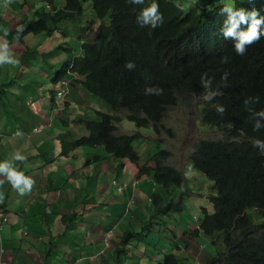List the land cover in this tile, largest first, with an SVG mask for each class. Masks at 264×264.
Returning a JSON list of instances; mask_svg holds the SVG:
<instances>
[{"label": "trees", "instance_id": "trees-1", "mask_svg": "<svg viewBox=\"0 0 264 264\" xmlns=\"http://www.w3.org/2000/svg\"><path fill=\"white\" fill-rule=\"evenodd\" d=\"M59 2L61 6H51L50 12L42 10L24 20L13 37L24 42L30 34L51 36L62 31L66 21L81 17L85 4L92 5L96 20L82 27V35H74L80 41L76 53L70 46L63 48L70 57L51 84L73 81L68 88L70 97L96 98L108 111L94 110L97 120L82 116L78 122L84 133L71 142L63 137L64 155L79 148L103 147L107 155L133 165L138 177H150L154 182L148 197L153 218L140 232H124L119 253H125L132 242L148 246L154 224L161 229L159 221L184 211L189 188L185 174L166 164L170 151L162 149L140 165L133 141L144 138L143 134H116V124L125 118L139 130L168 134L163 118L170 106L178 101L190 106L193 99L209 97L200 121L222 131L223 137L199 140L190 156L193 168L213 186L208 198L202 195L213 209L207 204L199 207L200 225L192 238L203 242V234L218 248L207 264H264V116L258 115L264 111V35L237 54L239 35H224L231 28L227 22L230 13L221 14L220 0H155L163 15L156 27L151 23L142 26L137 20L153 0L151 4L148 0L139 4L130 0ZM232 4L234 11L245 14V21L238 25L260 20L258 32L264 33V0H235ZM253 11L258 13L254 18ZM87 30L92 37L85 34ZM48 94L51 106L54 90L50 88ZM69 110L77 112L73 106ZM222 246L224 253H220ZM183 260L167 252L161 264H181Z\"/></svg>", "mask_w": 264, "mask_h": 264}, {"label": "crops", "instance_id": "crops-1", "mask_svg": "<svg viewBox=\"0 0 264 264\" xmlns=\"http://www.w3.org/2000/svg\"><path fill=\"white\" fill-rule=\"evenodd\" d=\"M49 1L0 0V56L11 58L15 53L16 60L22 62L17 68L20 82L0 79L3 87L0 91L6 93L1 97L6 99L12 112L0 110V139L3 138L0 162L11 159L13 153H20L26 162L13 161V166L35 181L30 191L20 195L0 176L3 181L0 192L4 193L0 212L7 217L0 230V264H140L139 258L143 257H138L139 246H130L132 242L127 247L130 251L127 258V249L125 253L118 251L119 239L126 230L140 232L145 222L153 218H150L153 211L148 198L155 187L149 182L151 178L138 177L133 165L112 158L103 147H84L72 154H63V137L71 142L84 133L78 121L88 114L76 112L71 116L69 110L72 103L83 107L80 100H87L83 94L79 98L74 94L63 101L64 112L59 114L47 98L41 99L40 107L30 96L22 98L15 94L17 88L26 90L31 86L34 75L46 79L43 66L52 73L69 58L63 50L68 49L64 43L59 46L53 43V37L62 31L51 36L30 34L24 42H16L13 37L24 20L32 19L34 13L50 12L47 7L51 10L55 5ZM32 39L34 43L30 44ZM9 73L7 68L2 71L6 76ZM92 109L86 108L83 112ZM28 112H31L32 127L26 124ZM72 128L78 131L76 136L69 134ZM144 205L149 209L143 208ZM148 242L150 249L159 245L158 242L153 245L150 239Z\"/></svg>", "mask_w": 264, "mask_h": 264}, {"label": "rangeland", "instance_id": "rangeland-1", "mask_svg": "<svg viewBox=\"0 0 264 264\" xmlns=\"http://www.w3.org/2000/svg\"><path fill=\"white\" fill-rule=\"evenodd\" d=\"M188 1V0H184ZM151 4V0H148ZM55 6H61L59 0L54 2ZM231 7H233L231 5ZM234 10V7H233ZM96 20L95 14L92 9L91 4L84 5V13L81 17L76 18L73 21H66L62 27V34L55 35L53 37V43L57 46L61 45L62 43H67L64 47H72L75 51L79 49L80 41L74 37V31L76 32L77 36L82 35V27L88 25L89 22ZM97 22L93 26V29H96ZM43 33L37 34L36 36H41ZM86 35H90V32L87 30L85 32ZM33 39L30 41V44H33ZM18 54H11V58L7 55L5 56L7 59H11L13 61L12 64L7 62V59L3 64H0V79L2 82L5 81H12L16 80L17 82L21 81V76H19L17 68L21 66V60L17 61ZM70 57V56H68ZM18 62V63H17ZM16 64V66H15ZM61 67V64H60ZM9 69L10 73L8 76L2 74L4 69ZM60 69V68H59ZM59 69L57 71H59ZM17 70V71H16ZM50 70V69H48ZM15 74V77H14ZM10 75V76H9ZM19 76V77H18ZM27 77V76H26ZM14 78V79H13ZM43 79V80H42ZM34 82H31V86H28L26 90L22 88H17L15 94L17 96L28 95L31 97L32 101H38L41 107V99L47 98L48 103L51 104V99H49L50 95L48 94V90H57L58 86H54L48 82L44 77L37 78L34 75ZM16 86V85H15ZM3 89L2 86H0ZM8 89V88H4ZM33 94L35 97H33ZM3 95L6 93H2L0 91V110L8 109L9 114L12 112L9 110V105L4 99ZM55 97V103L51 105L54 109L58 107H62L63 99ZM9 98V97H8ZM40 98V100H38ZM10 100L15 99L13 97L9 98ZM209 97H205L202 99H193L190 106H186L182 103H179L173 108H170L163 119L164 126L166 127L167 131L172 129V132L161 133L157 136L152 129H137L132 122L127 121L125 118L121 120V122L117 123L118 132L121 134H133L135 132H140L144 135V138L137 139L133 141L134 152L139 157V164L143 165L147 162V159L153 154H156L162 149H166V151H170L171 157L167 160V164L175 167L177 170L182 171L185 174V179L187 180L186 185L188 186L189 190L187 195L184 198L185 208L184 211L177 214L176 216H171L168 214V219L159 221L161 224V229L158 226L152 228L153 233L150 234V240L153 241V245H156L158 242L159 245L154 246L153 248H149L151 244L148 242L147 245L149 246H139V250L141 254L138 257H143L139 259L140 264H161L162 257L167 253L171 252L178 257L184 258L181 264H207V259L209 257L215 256V250L218 249L217 247H212L211 241L204 237L201 234V238L203 242H200L196 239L192 238V232L197 230L200 225V212L199 207L201 205H206L212 210L213 208L209 204V202L205 199L208 198L207 193H211L212 183L204 178L198 171H196L190 163V156L193 152L195 144L201 139H220L223 137L222 131L219 129H213L211 127L205 126L200 121V115L203 105ZM82 106L76 105L72 103V106L76 108L77 112L80 115H85L87 119L97 120L94 110L99 109L104 112H108L106 108L103 107L102 103L96 98L87 99L85 101L80 100ZM57 105V106H55ZM86 108H93L90 111H84L83 109ZM17 111V104L15 102V109L14 113ZM26 120V124L30 123L31 127L33 125V121L29 117ZM74 113V112H70ZM59 114V113H58ZM123 114V113H122ZM124 116V114H123ZM30 118V120H29ZM78 131L75 128L69 130V134L76 136ZM79 138V137H78ZM158 141V142H157ZM132 170L134 168L132 167ZM146 181V179L141 180ZM151 186H154L153 180H149ZM146 183V182H144ZM144 185V184H143ZM135 186V185H134ZM186 186V187H187ZM156 191L161 194V190L159 187L155 188ZM205 197H203V196ZM139 204V203H137ZM133 204H130L132 207ZM143 211V210H141ZM164 218V216H162ZM131 230V229H129ZM164 237V238H163ZM178 239V240H176ZM122 240L119 239V243ZM132 243H128L130 246H138L137 244L133 245ZM127 245V246H128ZM190 245V247H188ZM135 248V247H134ZM220 248V247H219ZM137 249V250H138ZM175 249H178V253ZM130 255V251L127 248ZM225 248L222 246V251L220 253H224ZM135 253V250H134ZM182 254V255H181ZM124 257V256H123ZM135 257H137L135 255ZM148 258L149 260H146ZM153 258H157L156 260H152ZM205 260V261H204ZM158 261V262H157Z\"/></svg>", "mask_w": 264, "mask_h": 264}, {"label": "clouds", "instance_id": "clouds-1", "mask_svg": "<svg viewBox=\"0 0 264 264\" xmlns=\"http://www.w3.org/2000/svg\"><path fill=\"white\" fill-rule=\"evenodd\" d=\"M234 1L235 0H220L218 5L223 7L221 14H223L224 12L230 13L229 20L227 22L231 23V28H229L224 33V35L226 37L227 36H233L235 34V32L237 35H239L238 36V43L235 45V48H236L237 54H242L244 52L245 45L251 44L254 41H259L260 35H264V33L258 32V25L261 23L260 20L253 19L252 24L250 22V24L238 25L240 22L245 21V14H244L243 10L234 11L235 5L232 4V2H234ZM130 2L139 4V3H143V0H130ZM231 5L234 7V10H233V7H231ZM47 9H48V11H51L48 7H47ZM257 14L258 13L256 11H253L250 15H252L254 18ZM237 17H239L238 20H237ZM162 19H163V15L160 13L159 5H158V3L155 2V0H153V3L149 7L143 9L141 11L140 16H138V18H137L138 22L142 21V26H143V24L151 23L152 27H156V22L162 21ZM98 23L99 22H97V24ZM74 35H76L75 31H74ZM64 44L66 45L67 43H64ZM6 59H7L6 57L0 56V64H3ZM7 62L9 64L13 63V61L11 59H7ZM61 67H60V69H61ZM127 67L131 68L132 65L129 64V65H127ZM60 69H59V71H60ZM57 72H58L57 69H54L52 71V73H50L49 70L44 68V66H43L42 73L44 75H47L46 82H48L50 84L54 79L53 78L54 74ZM73 83H74L73 81H70L67 79L61 80L57 85H55V86H58V89L54 91V96H57L58 98H61V99H63V101H65L68 97H70L69 92H68V88H69V86L73 85ZM62 89H64V90H62ZM61 92H64V93H63V95L60 96L59 94ZM179 103H180V101H178L176 105H178ZM176 105L170 106V108H173ZM55 106H57V105H55ZM57 111H58V113H63L64 108L57 106ZM72 114L73 113H71V115ZM258 115L264 116V111H261L260 113H258ZM116 127H117V125H116ZM257 127H258V125H257ZM40 128L41 127L37 128V129L39 130ZM117 129H118V127H117ZM117 132H118V130H117ZM117 132H116V134H121V133H117ZM0 158H1V153H0ZM13 161H19L21 163H24V162H26V157H24L20 153L16 152V153L12 154L11 159L0 162V176H3L11 184L12 188L14 190H16L20 195H25L26 190L30 191L32 189V186L34 185L35 181L32 180L30 177H26L22 172H20L16 167H14ZM0 183H3V181H0ZM21 185H23V187H21ZM3 200H4V193L0 192V203H2ZM0 214L4 215V217L6 218V222H7V217L5 216V214L3 212H0Z\"/></svg>", "mask_w": 264, "mask_h": 264}, {"label": "built area", "instance_id": "built-area-1", "mask_svg": "<svg viewBox=\"0 0 264 264\" xmlns=\"http://www.w3.org/2000/svg\"><path fill=\"white\" fill-rule=\"evenodd\" d=\"M62 90H64V89H62ZM63 93L64 92H61L59 95L61 96V95H63ZM36 130H38V129H36ZM1 141H0V147H1ZM5 222H6V218L4 217V215H2V214H0V230H1V228H2V226H3V224H5Z\"/></svg>", "mask_w": 264, "mask_h": 264}, {"label": "bare ground", "instance_id": "bare-ground-1", "mask_svg": "<svg viewBox=\"0 0 264 264\" xmlns=\"http://www.w3.org/2000/svg\"><path fill=\"white\" fill-rule=\"evenodd\" d=\"M76 59V58H75ZM162 129V128H161ZM89 137V136H88ZM87 137V138H88ZM1 160V159H0ZM161 208V207H160ZM164 209V208H163ZM166 209V208H165ZM168 209V208H167ZM256 209V208H255ZM4 226V225H3ZM3 228V227H2ZM135 229V228H134ZM3 230V229H2ZM150 232V231H149ZM153 232V231H152ZM0 233H1V231H0ZM138 235V234H137ZM148 238V237H147ZM164 238V237H163ZM205 261V260H204Z\"/></svg>", "mask_w": 264, "mask_h": 264}]
</instances>
